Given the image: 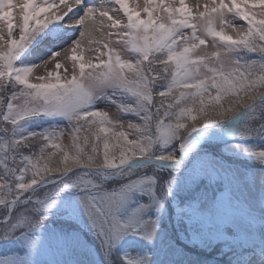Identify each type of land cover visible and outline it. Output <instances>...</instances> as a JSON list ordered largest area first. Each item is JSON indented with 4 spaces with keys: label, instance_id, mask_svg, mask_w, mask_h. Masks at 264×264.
<instances>
[{
    "label": "snow or ice",
    "instance_id": "1",
    "mask_svg": "<svg viewBox=\"0 0 264 264\" xmlns=\"http://www.w3.org/2000/svg\"><path fill=\"white\" fill-rule=\"evenodd\" d=\"M54 24L75 38L57 34L47 59L20 61ZM92 45L97 62H86ZM62 60H71L70 75ZM50 63L55 71L34 75ZM40 120L48 126L28 129ZM213 128L244 141L233 148L264 165V144L247 143L264 140V0H206L195 11L185 0H0V241L22 245L7 254L20 257L11 264H34L53 241L71 247L84 231L103 264H157L169 201L178 224L204 226L193 240L224 243L229 264H264V199L257 210L225 193L211 213L201 210L203 193L178 204L179 191L217 178L207 157L183 169ZM65 135L68 147L55 142ZM259 176L264 184V168ZM69 190L75 200L61 203ZM54 215L68 231L53 238L44 228ZM229 222L239 225L235 237L222 231ZM129 237L143 246L121 251Z\"/></svg>",
    "mask_w": 264,
    "mask_h": 264
},
{
    "label": "rangeland",
    "instance_id": "2",
    "mask_svg": "<svg viewBox=\"0 0 264 264\" xmlns=\"http://www.w3.org/2000/svg\"><path fill=\"white\" fill-rule=\"evenodd\" d=\"M99 2V0L97 1ZM176 6H179V0H175ZM206 0H185V3L190 7L193 8V11H195V5L199 3L201 7L203 6V3H205ZM143 0H130V6H135L137 4H142ZM114 6V5H113ZM231 19V17H229ZM233 23H237V21H233ZM56 24L50 25L48 29L45 30L44 33H41L39 37H37V40L33 42L32 45L29 46V49L25 52L23 56H21L20 61H26V63H37L39 64L42 59H47L48 55L51 54V51L56 50V46H51V42L56 39L57 34H64L57 31ZM246 26V25H245ZM225 31L228 34H233L231 28L225 27ZM114 39V37H113ZM53 47V48H52ZM89 47L95 48L96 45L92 46H86L82 55L85 59V61L91 60L92 62H97L95 60V57L97 53L94 51H89ZM214 47L212 46V40L209 37L207 41V51L210 53L214 51ZM121 55L122 58H128L127 57V50L121 49ZM255 58V57H253ZM20 61H17V63H20ZM61 63L64 65L62 69H60L61 73H64V69H68V74L71 73V60L68 62H64L63 60ZM47 71H55V65L53 63H50L47 67V69L41 67L37 70H34V75H46ZM102 108H104L103 105H101ZM105 111H109V114L111 116H116V110L115 107L112 108H104ZM122 120H125V122L129 119H133L131 116H121ZM59 122V126L61 128H67V120H63L60 118H57ZM40 121H33L29 122L27 125H33L35 123H38ZM206 138V139H204ZM220 138V141H229L232 139H237L235 137H230L228 133L224 129L220 128H213L211 129L201 140L200 143L207 144L208 142H214V139ZM261 139L257 138L252 141H247V143H253L255 145L264 144V141H260ZM56 143H60L62 147H68L72 144V139L70 136L65 135V137L62 138L60 141H55ZM174 147V145H170L169 148ZM210 148V147H209ZM230 150H225V155H222L218 152L217 148L211 147L210 150H206L205 153L201 154L200 158L207 157L211 160L214 170L217 174V179H226L227 188L224 192L220 193V198L225 194L229 193L233 200L235 201H242L249 206L256 208L259 210V202L261 199H264V184L261 183V179L259 176V170L261 168H264V165L260 164L259 161H255L254 163H248L244 162V160H238L237 157H231L228 155H234V156H243L239 151L235 150L232 147H228ZM192 154H190L191 157ZM189 158L185 159L183 169L186 170L193 167L196 162L191 160ZM189 161V162H188ZM195 163V164H194ZM189 165V166H188ZM146 172L150 173V169H145ZM114 180H117L118 182H111L110 184H106V187L110 190L113 186L118 185L121 181L119 178H116ZM202 180V179H201ZM200 180V182H201ZM214 180V181H215ZM199 182V183H200ZM199 183L193 187V190H181L177 194V200L180 207H184L186 204L190 203L193 199H195L198 194L203 193L206 196V199L201 202V210L205 213H211L214 211L213 204L216 201L215 198L212 195V191L214 190V187L211 185H208L207 183H204L203 185L199 186ZM216 183V182H214ZM214 185V184H213ZM76 196H71L69 199L75 200ZM68 199V200H69ZM138 199L142 202L147 201V196L145 195H139ZM171 205V202L166 203L167 208V214L162 220V228L164 229L165 233V242L159 246H157L154 250L156 252V260L157 264H196L194 258L192 257V254L189 252H186L185 249H183L182 245H184V241H187L186 232L191 229L195 228L194 224H188L187 221H181L179 224L177 221L169 218V212H168V205ZM58 225L62 226V223H56ZM199 223H197L198 225ZM173 225L176 228V234L174 238V234L172 235L171 231L174 229L171 228ZM59 226V227H60ZM216 226H208L207 231H212ZM56 228L48 227L44 229V232L48 234L51 237H55L56 235L61 234L58 232V230H55ZM178 229H181V232H177ZM198 229L205 230L204 226L198 225ZM195 230V229H194ZM239 225L234 222L225 223L222 226V231L228 235L235 237L238 235ZM183 233V237L181 238L180 234ZM173 236V237H172ZM192 238L190 237V240ZM91 240L87 235L84 233L80 234V243L73 245L71 247H57L53 241L51 246L47 251L41 252L39 254H36L33 257L34 264H88L87 260H84L86 257L84 256L83 252H88L91 254V251L94 255H97V251L90 246L89 241ZM168 240H171L172 243L169 244ZM184 242V243H183ZM139 244V246H138ZM189 245H193L192 243H188ZM187 245V244H186ZM139 242L135 240L134 237L127 238L120 247L124 249L126 252H131L137 250L139 247H142ZM95 250V251H94ZM16 252V251H15ZM20 257L18 256H8L7 254L0 252V262L2 264H11L13 260H19ZM84 261V262H83ZM86 261V262H85Z\"/></svg>",
    "mask_w": 264,
    "mask_h": 264
},
{
    "label": "trees",
    "instance_id": "3",
    "mask_svg": "<svg viewBox=\"0 0 264 264\" xmlns=\"http://www.w3.org/2000/svg\"><path fill=\"white\" fill-rule=\"evenodd\" d=\"M48 124H49L48 120L47 121L46 120H40V122L36 123L32 127H28V129L32 130V129H35L37 127H47ZM260 141H262V140H260ZM237 143H245V142L240 141L237 138V139H232L229 141H214V142H208L207 144L204 143V144L197 147L196 151L191 155L190 159L197 161L198 159H200L201 154L205 153L206 150H210L212 146L217 148L219 153H221L222 155H225L226 153L223 151H225L227 149L230 150L228 147L229 146L232 147L234 144H237ZM53 151H58V150H53ZM228 156L237 157L238 160H244V162H248V163H254L256 161V160H252L251 158H249L247 156L245 158L243 156L240 157L239 155L238 156L228 155ZM111 182H118V181L117 180H110L107 182V184H110ZM214 182H216V183H214ZM204 183H207L208 185H211L212 187H214V190L212 191V195L215 198V200L219 199L220 193L224 192L225 189L228 187L226 184V179H223V178H221V179L219 178L215 181H209L207 178H203L201 180V182L199 183V186L203 185ZM191 190H193V188H191ZM71 196L72 197L77 196V193L75 190H69L66 193L62 194L61 203H63L64 201L72 200V199H69ZM168 212H169V218L171 219V221H173V220L175 221L176 220V209L173 205L172 206L170 204L168 205ZM56 223H62L63 227H61L60 225H58ZM67 223H68L67 221H64V220H62V219H60L54 215V216L50 217L48 221L45 222V228L52 227V228H56L55 230H58V232H60V233L66 232V231H68V229L66 227ZM193 224H194L195 230L193 228H191L185 233L188 240L184 241L186 243L183 242L184 245H182V247H183V249L186 250V252H189L190 254H192V257L194 258L195 263L196 264H229V262L233 259V257L231 255L226 254L228 252V249L226 247H224L223 242L212 241L209 244L202 245L193 239L190 240V237L192 236L193 233H199L201 231H204L203 229H201V230L198 229L199 224L198 225H197V223H193ZM171 228L174 229L173 231H171L172 235L174 233L176 234V228L177 227H175L173 225V227H171ZM181 231H182L181 229L177 230V232H181ZM83 233L91 239V240H88L90 246H92L97 251V253H99V254L93 256L92 251H91V254L88 252H86V253L83 252L84 256L86 257L84 260H87L88 264H103V254L99 251V246L95 240L94 235L90 231H84ZM175 234H174V238L176 239ZM188 243H192V244H194V246L189 245ZM138 246H139V244H138ZM21 248H22V245H20L16 242L0 241V252L1 253H4V254L15 253V251L16 252L20 251ZM120 249H121V251H124V249L122 247H120Z\"/></svg>",
    "mask_w": 264,
    "mask_h": 264
},
{
    "label": "bare ground",
    "instance_id": "4",
    "mask_svg": "<svg viewBox=\"0 0 264 264\" xmlns=\"http://www.w3.org/2000/svg\"><path fill=\"white\" fill-rule=\"evenodd\" d=\"M98 1V0H97ZM57 31L58 32H61V33H64V34H67L68 36H70L71 38H75V33L71 30V29H65V28H62L60 25L57 26ZM55 45L56 47L58 46L56 44V39L53 40L51 42V46ZM53 48V47H52Z\"/></svg>",
    "mask_w": 264,
    "mask_h": 264
}]
</instances>
